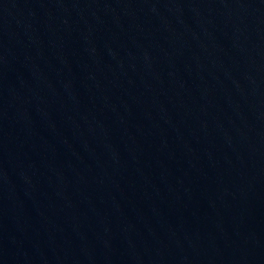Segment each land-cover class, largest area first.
<instances>
[{"label": "water", "instance_id": "obj_1", "mask_svg": "<svg viewBox=\"0 0 264 264\" xmlns=\"http://www.w3.org/2000/svg\"><path fill=\"white\" fill-rule=\"evenodd\" d=\"M0 264H264V0H0Z\"/></svg>", "mask_w": 264, "mask_h": 264}]
</instances>
